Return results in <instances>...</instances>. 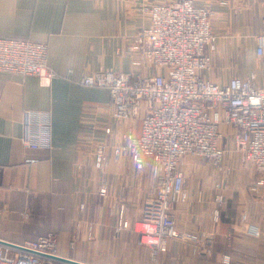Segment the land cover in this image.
Wrapping results in <instances>:
<instances>
[{"label": "crops", "instance_id": "obj_1", "mask_svg": "<svg viewBox=\"0 0 264 264\" xmlns=\"http://www.w3.org/2000/svg\"><path fill=\"white\" fill-rule=\"evenodd\" d=\"M162 1L0 0V39L47 43L48 66L58 76L46 84L37 76L0 72V240L22 244L54 233L61 257L86 264L153 262L148 246L132 228L116 234L121 208L125 220L133 223L154 187L150 160L139 170L129 158L116 160L113 156L130 125L140 134L141 121L113 120L110 92L80 82L101 70L133 71L131 44L135 34L150 25L143 10ZM220 1L204 3L219 10V20L228 17L227 11L237 0ZM250 6L252 9L241 15L243 22L254 17L263 20L264 4L251 2ZM233 30V37L218 35L212 70L206 77L225 85L233 77L246 79L256 72L262 84L256 37L245 44L241 28ZM29 111L50 114V149L24 145L25 114ZM106 127L111 129L110 135L105 133ZM98 142L108 143L106 165L99 172L93 165ZM104 182L107 194L100 196L99 185ZM186 190L189 204L177 202L175 209L178 226L189 229L190 217L199 223L203 216L208 223L202 221L203 226L192 228L211 230L217 237L212 258L197 260L190 250L182 264H228L225 255L231 256L229 264H264V201L248 192L244 180L218 177L211 184L210 195L189 190L187 182ZM220 193L226 195L222 206L216 201ZM219 207L224 211L216 223ZM242 215L260 224L258 240L245 234L246 223H239ZM183 219L187 223L182 224ZM231 230L233 239H226ZM68 247L79 248L78 254L80 248L100 250L98 262L71 255ZM178 248L172 244L171 253Z\"/></svg>", "mask_w": 264, "mask_h": 264}, {"label": "built area", "instance_id": "obj_2", "mask_svg": "<svg viewBox=\"0 0 264 264\" xmlns=\"http://www.w3.org/2000/svg\"><path fill=\"white\" fill-rule=\"evenodd\" d=\"M199 2L168 0L144 8L150 25L139 30L131 44L133 71L101 70L80 82L110 92L113 120L141 121L140 134L130 125L113 156L116 160L129 158L139 170L150 160L157 189L145 199L140 219L132 225L121 208L116 233L132 227L150 249L153 262L166 251L170 240L185 238L177 227L173 201H188L186 157H203L221 169L226 154L222 142L229 136L244 164L258 175L250 191L264 188V82L259 84L255 73L246 79L233 77L225 85L206 77L217 50L212 25L215 12ZM48 53L47 43L1 38L0 72L37 76L49 84L58 76L48 66ZM256 55L264 72V29L257 36ZM49 115L26 112L22 140L27 148H51ZM104 130L111 134L109 127ZM107 148V142L95 147L96 171L105 168ZM106 194L107 185L103 184L99 195ZM85 207L82 204L80 209ZM215 216L218 220L219 213ZM250 232L260 236L256 226H251ZM187 237L196 241V237ZM57 248L54 233L14 246L0 244V264H59L52 258L59 256Z\"/></svg>", "mask_w": 264, "mask_h": 264}, {"label": "rangeland", "instance_id": "obj_3", "mask_svg": "<svg viewBox=\"0 0 264 264\" xmlns=\"http://www.w3.org/2000/svg\"><path fill=\"white\" fill-rule=\"evenodd\" d=\"M168 0H164L162 2H165ZM206 0H200L199 4L202 6H208L210 7L214 12H215V17L213 18L212 21V25L214 28V32L217 35H222V36H234V28H241L242 32L244 33V42L245 44H248L249 40H253L254 37H256V46H257V36L263 31L264 29V23L263 20L260 18H251V20L245 24L243 22V17L241 18V15H243L244 13L247 12V10H251L252 7L251 2H253L254 4H258V3H262L261 0H237L233 3V5L230 7V12L227 11L228 13V17H224L223 19L219 20L218 19V15L217 11H219L218 9L215 10L212 7V4H204ZM221 2V1H220ZM239 2V3H238ZM161 3V2H159ZM159 3H155V4H159ZM238 3V4H236ZM155 4H152L148 7L154 6ZM264 17V16H263ZM246 27H245V26ZM258 59V63L261 67V63L259 58ZM262 69V67H261ZM255 74H257L256 72H254ZM264 73V72H263ZM252 75V74H251ZM258 76V75H257ZM224 149L226 150V154H225V158L223 160V165L222 168L219 169L216 166H214V164L210 161H208L207 159L200 157V156H188L185 158L184 160V164H185V171H186V177H187V187L189 188V190H193V192L196 191H203L204 193H207L208 195H210L211 193V184L212 182L218 178V177H230V176H236L239 177L242 182L243 180L246 183V189L248 190V192L252 193V195L257 198L258 200H263L264 201V188H262V190H260L259 192H251L250 191V186L251 183L256 179V177L258 176L257 173L255 172V170L252 167L246 166L243 162L242 159V155L240 153H238L236 151V149L234 148V144L232 142V140L230 139L229 136H226L225 139L222 142ZM99 172V171H97ZM152 179L153 177L150 176ZM205 181V183L203 184V182H198V181ZM154 181V180H153ZM152 182V180H151ZM106 184L105 182L102 183L101 185H99V189L100 187ZM153 188L150 191V195H153L155 193V190L157 189L155 186V182H153ZM225 197L226 195L223 193H220L219 195H217V204L222 206V204H225ZM218 200H222V203H220ZM190 202V198L188 197V201L186 203H180L182 206H185L187 204H189ZM173 205L174 208L176 209L178 204L177 202L173 201ZM224 211V208L221 210L220 207L216 209V213H219L218 216V220H216V223L220 220V216H221V212ZM176 214V213H175ZM140 215H141V211L139 212V216L137 219H140ZM136 219V220H137ZM216 219V216H215ZM135 220V221H136ZM249 220L250 217L247 215H242L241 218L239 219V223L245 224L246 223V233L252 240H258L261 236V232L262 229L260 227V224L258 223H254V222H250ZM134 221V222H135ZM204 224H207L208 222L204 219L203 216H201L200 218V222L198 223V219H192L191 217L188 219V224L191 228L186 229V227H182L181 228L178 226V220L176 217V222H177V227L178 230L180 232H182L181 234L185 235V238L182 240H170L168 242L167 245V249L164 253H162L160 255V257H158L157 261L154 262V264H182V262H184V254L186 251H194L193 252V256L195 259L200 260V259H210L212 258V256L214 255V241L217 237L216 233L208 230V229H198L196 230V228H192V225L194 226H198L201 227L203 226V222ZM133 222V223H134ZM245 222V223H244ZM133 223H130L131 225ZM182 224L187 223V219H183L181 221ZM215 224L213 219H212V225ZM251 226H256L259 228L260 231V236L256 237L253 236L250 232V227ZM132 228V227H131ZM117 235H119V233H116ZM191 235L192 237H196V241H191L187 236ZM234 237V230L231 231H227L226 234V239H233ZM41 238V237H40ZM39 239V238H38ZM37 240V239H36ZM35 240V241H36ZM28 241V240H27ZM95 242V241H93ZM193 242V243H192ZM172 244H178L179 248L176 252H172L171 253V249H172ZM79 248L75 247L74 248H67L68 251H70L71 255H75V256H80L81 258H87L90 261H96L98 262V255L100 253V250H97L96 252H94V250L91 248L90 250H88V248H80V252L78 254L77 250ZM181 250V252H180ZM57 253H62L60 248H57ZM150 251V249H149ZM226 258L229 259L228 262H226ZM166 259V261H165ZM168 261V263H167ZM231 261V256L229 255H225L224 256V262L228 263ZM153 264V262L151 263Z\"/></svg>", "mask_w": 264, "mask_h": 264}, {"label": "water", "instance_id": "obj_4", "mask_svg": "<svg viewBox=\"0 0 264 264\" xmlns=\"http://www.w3.org/2000/svg\"><path fill=\"white\" fill-rule=\"evenodd\" d=\"M0 244L1 245H6V246H14V244L5 242L3 240H0ZM52 258L54 260L58 261L59 263H62V264H86V263H83V262H79V261H76V260H73V259H69V258H65V257H61V256H52Z\"/></svg>", "mask_w": 264, "mask_h": 264}]
</instances>
